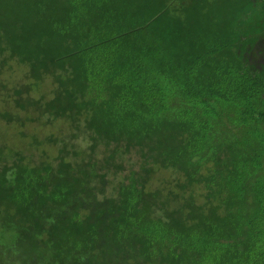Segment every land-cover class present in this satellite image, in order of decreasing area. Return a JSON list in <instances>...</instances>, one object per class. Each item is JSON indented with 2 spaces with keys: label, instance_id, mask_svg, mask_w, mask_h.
<instances>
[{
  "label": "trees",
  "instance_id": "obj_1",
  "mask_svg": "<svg viewBox=\"0 0 264 264\" xmlns=\"http://www.w3.org/2000/svg\"><path fill=\"white\" fill-rule=\"evenodd\" d=\"M0 264H264V0H0Z\"/></svg>",
  "mask_w": 264,
  "mask_h": 264
},
{
  "label": "rangeland",
  "instance_id": "obj_2",
  "mask_svg": "<svg viewBox=\"0 0 264 264\" xmlns=\"http://www.w3.org/2000/svg\"><path fill=\"white\" fill-rule=\"evenodd\" d=\"M257 18H261V17H260V16H257ZM257 40H259V36H257ZM250 61H251L252 63H253V62H257L255 59H252V58L250 59ZM62 123H63V122H56V123L54 122V125H53V126H58L59 124L62 125ZM28 126H29V127L34 126V128H37L36 126H38V125H37L36 123L33 124V121H32V122H30V123L28 124ZM66 126H67V125H66Z\"/></svg>",
  "mask_w": 264,
  "mask_h": 264
}]
</instances>
